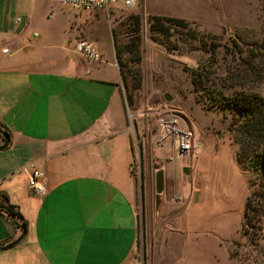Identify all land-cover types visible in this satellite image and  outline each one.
Returning <instances> with one entry per match:
<instances>
[{
	"label": "rangeland",
	"instance_id": "rangeland-1",
	"mask_svg": "<svg viewBox=\"0 0 264 264\" xmlns=\"http://www.w3.org/2000/svg\"><path fill=\"white\" fill-rule=\"evenodd\" d=\"M50 5L43 20L58 23V46L94 41L121 73L136 187L132 260L264 264V237L243 230L256 173L237 161L236 112L215 100L218 93L264 99V0H134L132 7L119 0L109 12ZM155 16L186 24L152 31ZM165 117L193 132L189 152L178 155L164 137ZM158 170L164 191L156 206Z\"/></svg>",
	"mask_w": 264,
	"mask_h": 264
},
{
	"label": "crops",
	"instance_id": "crops-1",
	"mask_svg": "<svg viewBox=\"0 0 264 264\" xmlns=\"http://www.w3.org/2000/svg\"><path fill=\"white\" fill-rule=\"evenodd\" d=\"M50 3L0 0V125L11 136L0 191L27 223L0 264H130L136 187L121 73L97 46L101 61L58 46V23L43 20ZM30 165L44 173V196L28 187ZM19 234L0 213V246Z\"/></svg>",
	"mask_w": 264,
	"mask_h": 264
},
{
	"label": "trees",
	"instance_id": "trees-1",
	"mask_svg": "<svg viewBox=\"0 0 264 264\" xmlns=\"http://www.w3.org/2000/svg\"><path fill=\"white\" fill-rule=\"evenodd\" d=\"M164 22L169 24L165 25ZM170 24L185 25L186 23L181 19L155 16L150 28L152 31H165ZM201 77H203L201 72L194 74L195 86L202 84ZM218 94L220 96L215 98L216 102L237 114V118L234 119V135L238 144L237 161L256 173V178L250 180L249 196L244 209V234L247 235L248 231L252 230L261 238L264 237V99L247 93H234L227 96ZM0 134L5 141L0 149H7L11 144V136L1 125ZM0 213L9 217L20 230L16 238L0 246V248H9L24 239L27 234V223L3 191H0Z\"/></svg>",
	"mask_w": 264,
	"mask_h": 264
},
{
	"label": "built area",
	"instance_id": "built-area-1",
	"mask_svg": "<svg viewBox=\"0 0 264 264\" xmlns=\"http://www.w3.org/2000/svg\"><path fill=\"white\" fill-rule=\"evenodd\" d=\"M50 2L59 3L61 5H69L76 9L87 11L102 10L109 12L111 8L119 0H49ZM134 0H124L125 7H132ZM78 54L91 61H101V55L98 52L95 42L87 39H79L75 44ZM7 50H4L6 52ZM161 131L164 137L173 141V148L178 155L185 154L190 151L193 140V132L190 129H183L177 126L178 119L165 117L160 120ZM28 174V187L35 193L44 196L47 193L46 186L43 182L44 173L30 165L23 169ZM130 264H139L133 260Z\"/></svg>",
	"mask_w": 264,
	"mask_h": 264
},
{
	"label": "water",
	"instance_id": "water-1",
	"mask_svg": "<svg viewBox=\"0 0 264 264\" xmlns=\"http://www.w3.org/2000/svg\"><path fill=\"white\" fill-rule=\"evenodd\" d=\"M165 98L166 100H170L171 97L169 95H165ZM163 191H164V172L162 170H158L155 174L156 206H158V204L160 203V197Z\"/></svg>",
	"mask_w": 264,
	"mask_h": 264
}]
</instances>
